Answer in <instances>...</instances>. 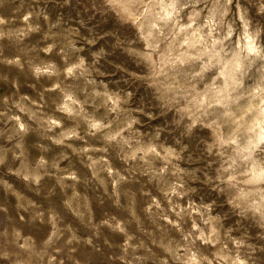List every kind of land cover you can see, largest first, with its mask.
Returning a JSON list of instances; mask_svg holds the SVG:
<instances>
[{
    "label": "rangeland",
    "instance_id": "1",
    "mask_svg": "<svg viewBox=\"0 0 264 264\" xmlns=\"http://www.w3.org/2000/svg\"><path fill=\"white\" fill-rule=\"evenodd\" d=\"M0 264H264V0H0Z\"/></svg>",
    "mask_w": 264,
    "mask_h": 264
}]
</instances>
